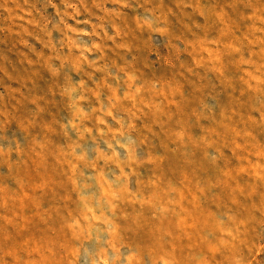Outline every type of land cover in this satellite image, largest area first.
I'll return each instance as SVG.
<instances>
[{"label": "rangeland", "instance_id": "obj_1", "mask_svg": "<svg viewBox=\"0 0 264 264\" xmlns=\"http://www.w3.org/2000/svg\"><path fill=\"white\" fill-rule=\"evenodd\" d=\"M0 264H264V0H0Z\"/></svg>", "mask_w": 264, "mask_h": 264}]
</instances>
